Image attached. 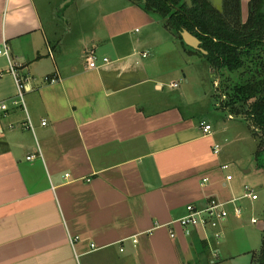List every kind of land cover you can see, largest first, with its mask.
<instances>
[{
    "label": "crops",
    "instance_id": "1",
    "mask_svg": "<svg viewBox=\"0 0 264 264\" xmlns=\"http://www.w3.org/2000/svg\"><path fill=\"white\" fill-rule=\"evenodd\" d=\"M66 1L0 0L9 54L0 57V102L17 95L11 67L25 86L24 111L0 113V264H216L251 254L253 236L232 213L246 195L240 168L225 151L245 126L205 79L191 85L203 58L134 0L90 29L68 27ZM249 2L240 0L241 15ZM160 20L172 40L135 36ZM210 198L237 200L219 229L233 253L223 258L203 232L187 238L171 225Z\"/></svg>",
    "mask_w": 264,
    "mask_h": 264
},
{
    "label": "trees",
    "instance_id": "2",
    "mask_svg": "<svg viewBox=\"0 0 264 264\" xmlns=\"http://www.w3.org/2000/svg\"><path fill=\"white\" fill-rule=\"evenodd\" d=\"M134 2L145 14L156 15L165 20L166 27L174 32L180 42L182 31H187L200 41V48L206 55L189 49L188 52L202 57L213 77L218 75L220 83L217 88L213 86L218 97L223 91L219 74L221 70L231 73L241 70L246 56L249 57L252 50H259L264 55V0H250L244 22L241 17L240 0H223L221 11L215 9L209 0H191V8H188L183 0H145V2L134 0ZM252 74L254 76L244 85H232L230 88L226 86L225 93L230 90L228 94L233 96H230L227 102L220 103L225 108L235 109L236 104L253 100L252 110L248 112L247 117L251 127L259 133L256 134L251 127H248L257 139L256 163L258 167L263 168L264 63L255 64ZM261 229V249L259 252H251L250 264H264V221Z\"/></svg>",
    "mask_w": 264,
    "mask_h": 264
},
{
    "label": "rangeland",
    "instance_id": "3",
    "mask_svg": "<svg viewBox=\"0 0 264 264\" xmlns=\"http://www.w3.org/2000/svg\"><path fill=\"white\" fill-rule=\"evenodd\" d=\"M145 2V1H144ZM222 0H213V7L217 10L221 11L222 9ZM127 6L126 0H96L95 2H85L83 0H73L72 6L69 8V10L65 14V19L68 22V27H73L77 29L80 25H86L89 29L92 27H98L102 28L104 27L105 23L100 20L101 16H108L109 13H118L119 11L123 10ZM247 12L244 10L242 12V21L244 22L246 19ZM100 16V17H99ZM156 16V15H155ZM161 19V18H160ZM83 25V26H84ZM165 24L163 21L160 20L159 27L156 26V29L149 28L150 26L146 27L145 29L140 28V33L135 35L136 37L141 36H147L146 38L149 40L151 39H165L167 37L170 38L172 34H169V32L166 33V30L164 28ZM148 29V30H147ZM154 29V32H151ZM103 31V35H104ZM74 37H83L84 33H76L73 34ZM170 40H172L170 38ZM250 56L245 58L244 60V67L236 72H229L227 70H221L219 74L221 75V88L223 89V94L225 98V102H227L230 98V95L228 92H231L230 90H227V94L225 93V87L227 88L232 87V85H244L246 81L249 80L250 77H253L254 74V66L255 64H259L260 62L264 63V55H262L259 50H252L250 53ZM199 66H197V72H195V76L197 77V81L194 82L193 86L196 84L203 86V82L205 79L206 85L211 90L213 86V82H217L218 75H215L214 77L209 73V68L206 64V62L203 59H200L199 62L197 61ZM248 70H250L248 72ZM200 74V75H199ZM182 85L184 83H181ZM219 98V97H218ZM255 101V100H254ZM230 102V101H229ZM253 106V100L246 101V103H238L235 105V109L228 108V111L230 114H233L235 117H239L242 120L236 119L234 122L240 123L241 126L245 130H242V140L236 139L233 137H230V141L228 143V147H226L225 151L229 152L234 157V164L236 162V165L238 166L237 169L240 168V170H236L237 176L242 180L241 182V190L243 191V195L247 192L244 190L247 188L248 190L252 191L254 195H256L257 200L252 201L251 199H244L242 201H237L233 205L234 207L239 208L242 211L240 220H236V226L235 228L238 230H242V234L246 235L244 232H248L252 234L253 236V244L251 248V252H259L261 241H262V229L260 226H262L264 221V166L263 168H257L256 162L254 159V154L257 149V139H255V136L252 134L253 132H256L258 134L259 132L255 130L254 127H251V123L247 117L248 112L252 110ZM220 115L217 112H214V115ZM215 115V116H217ZM223 115V114H221ZM223 118V117H222ZM225 119V118H224ZM243 124V125H242ZM253 129L251 131V129ZM248 127V128H247ZM249 129V130H248ZM236 139V140H235ZM222 147V146H220ZM222 149V148H221ZM226 158L230 157V155L225 156ZM231 169V167H230ZM231 172V170H230ZM236 178V177H235ZM244 198V197H243ZM251 218H254L257 220L256 224L251 223ZM227 221V220H226ZM225 221V222H226ZM241 225L242 227H239ZM224 235H221V237L217 240H214V244H216V249H219V257H224L233 254L229 253L228 251L222 249L224 244L223 237ZM230 244V243H229ZM231 249L234 248V246H230ZM229 247V248H230ZM217 249V250H218ZM221 249V251H220ZM236 250V249H234ZM231 252H239V250L231 251ZM250 253H239L235 258H233L228 263L223 261H218L216 264H250Z\"/></svg>",
    "mask_w": 264,
    "mask_h": 264
},
{
    "label": "built area",
    "instance_id": "4",
    "mask_svg": "<svg viewBox=\"0 0 264 264\" xmlns=\"http://www.w3.org/2000/svg\"><path fill=\"white\" fill-rule=\"evenodd\" d=\"M5 56L8 58V47L6 44H3L0 48V57ZM144 57V56H143ZM86 59L88 61V67L89 69H97L100 67L99 62L100 60L94 55L92 51L88 53L86 56ZM102 64H108L109 61L107 59L101 60ZM10 73L13 77V79L16 82V88H17V95L16 97L11 101H1L0 102V113L6 114L7 111H9L11 108L14 107H20L23 111L25 109V100L23 99L24 93H25V86L23 82L18 78L17 73L14 69V67L10 68ZM47 82L50 81V79L45 78ZM54 81V80H52ZM50 81V82H52ZM214 85L216 86L217 83L214 81ZM214 86V87H215ZM169 87L171 88H177L178 83H170ZM221 101H224V98H221ZM41 126H46V122L42 121ZM23 128L33 134L34 128L31 120L26 117V122L23 124ZM201 132L204 136H208L211 134V126L206 123L200 124ZM217 146L214 148V152L217 153ZM34 157H28L27 160H32ZM67 178L68 176L65 175ZM207 180H203V182H206ZM245 191L247 192L244 196L245 199H251L252 201L257 200L256 195L252 193V191L245 188ZM237 200H231L228 203L222 202L218 200L217 198H210V200L205 204L204 207H197L194 205L185 207L186 214L182 218L172 222L171 225H176L182 232L183 236L190 238L191 235L196 231H201L204 234L205 240L209 244L210 241L217 240L221 237V231L220 226L228 220L230 217V211L226 209L228 204H232ZM232 213L236 218H240L242 211L237 208H232ZM252 224H256L257 220L252 218L251 220ZM176 232L172 229L170 231V238H175ZM93 248V247H92Z\"/></svg>",
    "mask_w": 264,
    "mask_h": 264
},
{
    "label": "water",
    "instance_id": "5",
    "mask_svg": "<svg viewBox=\"0 0 264 264\" xmlns=\"http://www.w3.org/2000/svg\"><path fill=\"white\" fill-rule=\"evenodd\" d=\"M69 1L70 0H67L66 2H69ZM183 3L187 5L188 8L192 7L191 0H183ZM263 8H264V5H263ZM180 37L182 38V41L186 47H189L203 55H206V53L200 49L201 43L196 37H193L187 31H182L180 34Z\"/></svg>",
    "mask_w": 264,
    "mask_h": 264
},
{
    "label": "flooded vegetation",
    "instance_id": "6",
    "mask_svg": "<svg viewBox=\"0 0 264 264\" xmlns=\"http://www.w3.org/2000/svg\"><path fill=\"white\" fill-rule=\"evenodd\" d=\"M201 49V48H200ZM217 82V85L215 86L214 85V82H213V86H215V88H217L218 87V85H219V83H220V79L218 78V80H216ZM221 98H224V96L221 94V96L219 97V100H220V102H225V98H224V101H221Z\"/></svg>",
    "mask_w": 264,
    "mask_h": 264
}]
</instances>
